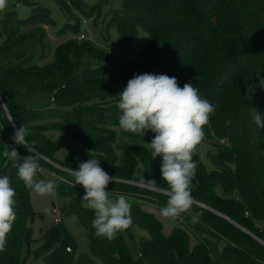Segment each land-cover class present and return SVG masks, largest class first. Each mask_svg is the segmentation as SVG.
Wrapping results in <instances>:
<instances>
[{"label": "trees", "instance_id": "trees-1", "mask_svg": "<svg viewBox=\"0 0 264 264\" xmlns=\"http://www.w3.org/2000/svg\"><path fill=\"white\" fill-rule=\"evenodd\" d=\"M54 1L71 20L57 30L66 38L57 44L51 62L33 63L32 51L38 40L44 55L45 26L56 23L47 5L15 0V5H29L30 14L22 16L11 7L0 19V94L13 120L0 101V176L7 175L15 189L17 213L0 264H17L16 229L25 216L33 219L37 213L31 190L4 155L13 148L21 158L30 154L12 140L15 127L24 125L29 130L27 140L46 168L53 166L41 155L74 170L81 162L97 158L110 176L135 181L144 177L167 188L161 179L162 158L152 159L148 145H128L122 164L115 149L121 133L137 134L119 127L118 94L134 75L144 73L176 77L180 87L191 82L216 106L203 128L210 167L201 158L200 145L193 156L198 167L192 195L209 208L195 202L189 214H183L187 228L178 222L166 234L153 212L143 209L138 201L132 203L133 223L148 233L139 238L131 235L138 249L134 258L122 232L110 242L95 235L94 210L82 204L80 195L72 194L62 211L76 213L87 229L89 252L67 250L58 223L46 227L40 244L32 248L29 226L26 256L18 264H34L30 258H41L42 264H215L213 245L224 264H264V129L257 128L252 119L253 109L264 114V89L257 87L251 98L246 93L257 69L264 75V0H121L119 6L113 5L115 0ZM83 18L93 19L96 25L104 23L105 40L115 28L125 46L144 31L148 39L139 59L125 60L110 53L109 47L79 39L76 35L82 33ZM122 61L128 64L119 75ZM22 92H50L53 103L28 106L16 99ZM53 129L79 140L87 150L58 161L55 154L61 143L48 135ZM154 135L146 131L143 137L151 142ZM108 187L125 194L142 193L144 199L161 205L167 200L155 190L124 181ZM196 213H200L197 228L202 234L191 237L189 229L194 227Z\"/></svg>", "mask_w": 264, "mask_h": 264}, {"label": "clouds", "instance_id": "clouds-1", "mask_svg": "<svg viewBox=\"0 0 264 264\" xmlns=\"http://www.w3.org/2000/svg\"><path fill=\"white\" fill-rule=\"evenodd\" d=\"M6 7L7 0H0V12ZM257 87L264 89V75L259 69L255 79L247 85L246 93L251 94L250 98ZM118 96L117 107L121 113L119 127L142 136L146 131L155 134L147 145L152 159L162 158L161 179L166 182L167 188H160L155 180L146 181L144 177L138 183L166 195L167 200L160 208V214L176 220L194 206L192 182L198 165L193 156L204 140L203 128L210 122L216 106L203 98L191 82L180 87L176 77L165 74L134 75ZM252 119L257 128L264 129V114L253 109ZM28 135L29 130L22 125L14 129L12 140L24 146L29 155L21 158L14 148L4 155L17 169L18 178L28 189L40 196L54 198L57 195L55 181L37 178L40 163L37 150L27 140ZM67 171L74 184L83 187L85 194L82 201L86 202V207L95 212L92 227L98 238L110 242L131 226V204L124 195L110 196L108 186L115 183V177L101 167L100 159L91 158L81 162L78 170L69 167ZM15 196L9 177L0 176V253L6 250L8 235L17 219ZM45 211L48 212L47 209ZM199 216L200 213L193 215L194 223Z\"/></svg>", "mask_w": 264, "mask_h": 264}, {"label": "rangeland", "instance_id": "rangeland-1", "mask_svg": "<svg viewBox=\"0 0 264 264\" xmlns=\"http://www.w3.org/2000/svg\"><path fill=\"white\" fill-rule=\"evenodd\" d=\"M92 3L95 0H87ZM15 0H7V7L4 11L0 12V19L4 17L5 12L11 7H16L22 16H27L30 14L31 7L25 4L15 5ZM37 3H42L47 5L53 17L56 20V23L53 26L46 25L47 35L45 37V53L42 55L41 43L36 40L32 46V51L35 53V58L33 63L37 64H45L55 60V48L57 44L62 41L66 36H60L57 34V30L59 26L66 20H71L69 17L57 4L54 0H35ZM121 0H115V6H119ZM86 19L87 23H84ZM104 28V23L100 22L99 25H96L93 19L83 18L82 32L85 33L88 39L92 40L98 46H102L104 48L111 47L116 55L119 57H125V60H133L140 56L141 50L144 46V43L147 41V36L144 31H140L138 37L135 41L129 45L125 46L121 40L119 39L118 32L115 28L110 30V35L108 40L102 35V30ZM78 35V34H77ZM76 35V36H77ZM74 36L72 34H68L67 37ZM1 58V56H0ZM126 70V61H122L120 68L118 70V74L121 75ZM16 99L20 102L25 103L28 106L39 107L46 106L53 103L52 96L50 92H42L37 94L27 95L22 92L16 96ZM1 101V100H0ZM2 103V102H1ZM48 135L53 138L55 141H59L61 143L60 149L55 154V158L58 161H62L67 159L70 154L80 155L84 151H86V147L77 139L67 135L65 132L61 130H50ZM150 143V139L143 137L137 134H126L121 133L117 139L115 144V149L118 154L119 163H124L126 158V148L130 144H143L147 145ZM208 146V142L204 141L199 146V152L203 161L210 167V162L206 157V147ZM42 157H44L42 155ZM44 159L52 164V168H46L43 165H40V169L37 173V178L45 180H54L56 183V197H47L40 196L35 192L31 191V200L35 211L37 212L33 219L29 216H25L23 218L22 223L17 227V246H16V263H20L26 256L27 252V228L30 226L32 228V248L37 247L41 240L40 236L42 231L53 224H59L62 227L63 235H62V243L64 245H68L71 247V250H76L77 252H89V240L87 236V229L81 225L78 221L77 214L72 213H64L62 211V207L69 202L70 195H80L81 201L85 192L81 185H75L74 180H71L67 174H70L67 169L63 167L61 164H58L54 161H51L44 157ZM74 170V169H73ZM42 174V175H41ZM124 181L126 183L135 184L147 189L149 188L147 185H141L138 181L135 180H126L122 178L115 177V181ZM110 196L118 197L119 195H124L130 204L138 201L140 202V206L148 211L153 212L163 223L164 231L166 234H169L172 228L178 223V225L186 227V224L183 222L186 218L185 215L173 220L171 218H165L160 214V208L163 206L154 201H148L144 199V195L142 193H133L125 194L122 191L115 190L113 188H109ZM82 204L86 206V202L82 201ZM56 207L57 213H54V208ZM48 210V212L45 211ZM187 214V213H186ZM189 214V212H188ZM55 217L59 218L58 222H55ZM187 221V220H186ZM194 227L189 229L191 237L196 235H201V231L197 228L199 222L193 223ZM187 228V227H186ZM129 244L130 252L134 258L138 257V249L135 243L132 240V236L139 238L140 236H148L146 230L140 228L135 223H132L130 228L121 231ZM68 250V249H67ZM212 256L215 264H224L223 260L220 256L219 250L213 245ZM30 260L34 264H42L41 258H30Z\"/></svg>", "mask_w": 264, "mask_h": 264}, {"label": "built area", "instance_id": "built-area-1", "mask_svg": "<svg viewBox=\"0 0 264 264\" xmlns=\"http://www.w3.org/2000/svg\"><path fill=\"white\" fill-rule=\"evenodd\" d=\"M84 23H87L86 19L84 20ZM77 37H78L79 39H85V38H88L87 35H86L85 33H83V32L80 33L79 35H77ZM144 44H145V43H144ZM108 51H109L110 53H111V52H114L113 49H112L111 47H109ZM136 59H139V57L136 58ZM127 64H128V62H126V65H127ZM53 210H54V213H57V209H56V207H55ZM245 215H246V216H249V215H250V212H249L248 210H246V211H245ZM54 219H55V222H58V221H59V218H58V217H55ZM66 249L71 250V247H70V246H67Z\"/></svg>", "mask_w": 264, "mask_h": 264}, {"label": "water", "instance_id": "water-1", "mask_svg": "<svg viewBox=\"0 0 264 264\" xmlns=\"http://www.w3.org/2000/svg\"><path fill=\"white\" fill-rule=\"evenodd\" d=\"M0 100H1V102H2V104H3V106H4V109H5V111H6V114L8 115V117L10 118V120L13 122V120H12V118H11V115H10V112H9V110H8V108H7V106H6V104H5V102H4V99H3V97L1 96V94H0ZM15 127V126H14ZM15 129H16V127H15ZM42 156V155H41ZM44 158V157H43ZM195 202H197V201H195ZM197 203H199V204H201V205H203V206H206L205 204H202V203H200V202H197ZM206 207H208V206H206ZM209 208V207H208ZM217 213H219V212H217ZM219 214H221V213H219ZM259 239V238H258ZM264 243V242H263Z\"/></svg>", "mask_w": 264, "mask_h": 264}]
</instances>
